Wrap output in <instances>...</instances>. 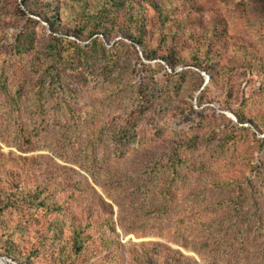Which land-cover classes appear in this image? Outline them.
<instances>
[{
	"label": "rangeland",
	"instance_id": "obj_1",
	"mask_svg": "<svg viewBox=\"0 0 264 264\" xmlns=\"http://www.w3.org/2000/svg\"><path fill=\"white\" fill-rule=\"evenodd\" d=\"M20 2L0 0V254L58 264L79 230L74 264H264V0H152L172 20L147 9L146 49Z\"/></svg>",
	"mask_w": 264,
	"mask_h": 264
},
{
	"label": "trees",
	"instance_id": "obj_2",
	"mask_svg": "<svg viewBox=\"0 0 264 264\" xmlns=\"http://www.w3.org/2000/svg\"><path fill=\"white\" fill-rule=\"evenodd\" d=\"M31 0H21L20 4L17 5L19 13L25 16L26 10L30 11L33 15L43 20L45 23L51 26L52 29H58L61 24H63L62 29L66 31L72 30L70 33L73 37L78 39L90 40L95 37H104V39L109 40L115 36L121 35L123 38L129 40L133 45H137L146 49V42L144 40L148 25L150 22V15L146 12L148 8L153 11H157L159 20H164L166 24L172 20L170 14L167 12L166 8L162 4H157L152 2V0H58L59 7L53 8L52 6H44L40 9L33 4L35 10L29 8V3ZM57 27V28H55ZM221 32V31H220ZM223 33V32H222ZM218 32L212 36V38L217 37ZM208 56L214 57V49L209 45L207 47ZM147 60H156L157 53L154 50H149L145 53ZM162 60L166 62L173 70L176 69L178 62L174 60L172 54L167 57H163ZM4 75L0 77V84L2 83L4 88H6V83ZM241 123L245 121L239 118ZM249 123H253L249 121ZM181 160H178L180 163ZM178 167L186 169H194V165L186 164H174L173 174L175 179L184 184L187 180V176L181 173L178 175ZM212 183L217 187L222 185L228 186L230 183H223L221 181L212 180ZM171 187V185H169ZM170 199L175 198V194H168L166 192L158 193L157 204L165 205L166 210L160 214L168 213V205ZM43 203V202H42ZM62 231L56 233V239H61L58 235ZM75 238L73 239L72 246H62L56 258L58 264H74L73 259L77 254L81 253L84 247V240L81 236V231H74ZM239 239V238H236ZM238 241V240H236ZM241 247L243 245L241 244ZM73 249H76L75 253ZM179 254V253H177ZM4 258H8L16 262L17 264H31L30 258L25 260L20 259L12 245H8L5 248L4 254H0ZM182 259V257H180ZM145 264H156L151 256H146ZM183 261V259H182ZM186 263V262H185Z\"/></svg>",
	"mask_w": 264,
	"mask_h": 264
},
{
	"label": "water",
	"instance_id": "obj_3",
	"mask_svg": "<svg viewBox=\"0 0 264 264\" xmlns=\"http://www.w3.org/2000/svg\"><path fill=\"white\" fill-rule=\"evenodd\" d=\"M0 258H2V259H5V260H7L8 262H11V263H13V264H17L16 262H14V261H13V260H11V259L4 258V257H0Z\"/></svg>",
	"mask_w": 264,
	"mask_h": 264
},
{
	"label": "bare ground",
	"instance_id": "obj_4",
	"mask_svg": "<svg viewBox=\"0 0 264 264\" xmlns=\"http://www.w3.org/2000/svg\"><path fill=\"white\" fill-rule=\"evenodd\" d=\"M0 264H8V262L5 259L0 258Z\"/></svg>",
	"mask_w": 264,
	"mask_h": 264
}]
</instances>
